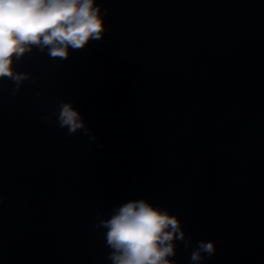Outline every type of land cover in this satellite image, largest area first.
<instances>
[{
    "label": "water",
    "instance_id": "water-1",
    "mask_svg": "<svg viewBox=\"0 0 264 264\" xmlns=\"http://www.w3.org/2000/svg\"><path fill=\"white\" fill-rule=\"evenodd\" d=\"M100 2L102 39L0 79V264H111L96 222L134 198L180 217L176 264L201 239L203 264H264V0Z\"/></svg>",
    "mask_w": 264,
    "mask_h": 264
},
{
    "label": "clouds",
    "instance_id": "clouds-1",
    "mask_svg": "<svg viewBox=\"0 0 264 264\" xmlns=\"http://www.w3.org/2000/svg\"><path fill=\"white\" fill-rule=\"evenodd\" d=\"M102 5L100 0H0V79L11 78L16 89L29 79L30 74L18 72L14 63L34 46L64 60L73 50L102 39L108 11ZM54 114L68 135L79 129L87 133L84 117L71 101L61 100ZM96 227L106 229L111 264H176V242L190 246L180 217L146 198L113 207ZM215 252L214 240L196 241L191 264H203L205 256L210 259Z\"/></svg>",
    "mask_w": 264,
    "mask_h": 264
}]
</instances>
